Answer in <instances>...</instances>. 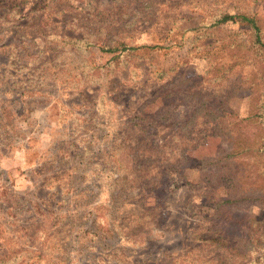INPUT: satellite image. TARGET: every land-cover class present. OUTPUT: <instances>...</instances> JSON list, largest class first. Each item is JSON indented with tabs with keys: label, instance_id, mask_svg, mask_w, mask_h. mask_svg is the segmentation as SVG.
Instances as JSON below:
<instances>
[{
	"label": "rangeland",
	"instance_id": "obj_1",
	"mask_svg": "<svg viewBox=\"0 0 264 264\" xmlns=\"http://www.w3.org/2000/svg\"><path fill=\"white\" fill-rule=\"evenodd\" d=\"M2 6L0 264H264V46L216 25L264 42V0ZM105 33L138 50L62 38ZM225 151L232 196L200 168ZM214 197L248 218L207 242Z\"/></svg>",
	"mask_w": 264,
	"mask_h": 264
},
{
	"label": "trees",
	"instance_id": "obj_2",
	"mask_svg": "<svg viewBox=\"0 0 264 264\" xmlns=\"http://www.w3.org/2000/svg\"><path fill=\"white\" fill-rule=\"evenodd\" d=\"M26 0H0V4H4V11L2 12V15L8 16L9 12L11 10H15L17 12V8L22 5ZM10 4V6H9ZM6 5H8L6 7ZM1 15V16H2ZM228 21L232 22H240L245 24L246 26L250 27L251 30L254 33L255 36V42L259 44L261 47L264 46V42L262 41V36L260 32V27L257 23V20L253 16H245V15H230V14H223L219 17V19L216 21V25L224 24ZM116 35H112L110 33H105L104 35L98 36V35H85V36H80V37H72V36H66L63 35V39L66 38L67 43L70 44L71 46H76L78 44H86V46H93L94 44L98 45L100 50L102 52L114 54L116 53V56L118 58L120 57H125L127 55L132 54L136 50H138V47H133L125 43V41H122L118 38L115 37ZM168 95H164L161 99L160 107H164V101L168 98ZM164 100V101H163ZM168 107V105H166ZM165 114V115H164ZM169 111L167 108L159 114L156 115V118H159L160 120H168L169 116ZM253 115H248L244 120H249ZM238 152L234 151L233 153H230V151H225V152H218L217 155L214 157H209L205 158L201 161L200 168L205 171V173H213V172H220V175L217 176L219 179V184L223 185L226 188V191L228 194L232 196V194H236V188H233L236 184L237 189L239 190L238 183L235 179V176L233 179H229L228 177L230 170H233L232 165L228 164L225 162V158H223L221 155L224 154L226 158H229L231 154H236ZM213 166V167H212ZM224 168L222 174H221V168ZM230 168V169H229ZM235 169V167H234ZM215 174V173H213ZM229 183V184H228ZM235 183V184H234ZM240 193V192H239ZM249 191L241 192L240 195H246L248 194ZM230 199L229 198H224V197H217L213 199V206H214V212H217L218 216L221 217L224 221L223 226H220L219 229L216 232H219V236L217 239H206L207 242H220L222 239V235H220V232L222 234H227L229 231H237L238 226L242 228L243 222L246 223V219L248 216L246 214L242 215L241 217L233 213V211H230L226 206L225 203H229ZM254 222L258 223V220L252 218ZM238 225V226H237ZM252 224L249 226L251 227ZM245 229V228H244ZM264 236V233L260 234L259 236ZM245 236H247L246 240H250L251 233H245ZM201 239V238H200ZM264 240V239H263ZM224 247L227 249L233 250V251H238V246L236 245V242L229 241L228 243H223ZM239 252L241 253V249H239Z\"/></svg>",
	"mask_w": 264,
	"mask_h": 264
}]
</instances>
